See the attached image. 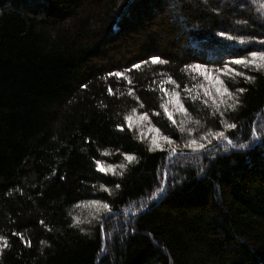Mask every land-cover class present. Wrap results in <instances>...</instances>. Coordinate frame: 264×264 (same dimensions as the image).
<instances>
[{"label": "trees", "instance_id": "trees-1", "mask_svg": "<svg viewBox=\"0 0 264 264\" xmlns=\"http://www.w3.org/2000/svg\"><path fill=\"white\" fill-rule=\"evenodd\" d=\"M253 51L264 0H0V264H264Z\"/></svg>", "mask_w": 264, "mask_h": 264}, {"label": "rangeland", "instance_id": "rangeland-1", "mask_svg": "<svg viewBox=\"0 0 264 264\" xmlns=\"http://www.w3.org/2000/svg\"><path fill=\"white\" fill-rule=\"evenodd\" d=\"M215 83H216V85L215 86H217V85H221V86H219V88H221V87H223V83H219L218 81H215ZM219 91V94L221 95V94H223L222 93V91H220V90H218ZM181 100H179L177 97H176V95H175V100H174V104L179 108V109H182V104H181ZM136 125L137 126H139V127H142V126H144V130H145V133H146V135H148L149 137H150V140L152 141V142H155V144L157 143L158 145H160V146H164V144L165 143H169V141L167 140H165V138H163L161 135H160V132L158 131V130H156V129H154V128H152L151 127V125L148 123V121L145 119V118H143V117H139V118H137V120H136ZM143 128V127H142ZM100 205H95V207H86L84 210H86L87 211V214L85 213L84 214V220L86 221V222H88V221H91V220H93V219H96V216L99 214V212H100ZM89 211V212H88ZM80 218H81V216H80ZM108 218V216L105 218V219H107ZM103 222H106V220L105 221H103ZM0 248H1V241H0Z\"/></svg>", "mask_w": 264, "mask_h": 264}, {"label": "snow or ice", "instance_id": "snow-or-ice-1", "mask_svg": "<svg viewBox=\"0 0 264 264\" xmlns=\"http://www.w3.org/2000/svg\"><path fill=\"white\" fill-rule=\"evenodd\" d=\"M223 35H224V33L222 32V33H221V36H223ZM251 56H253V57H256V56H264V52H256V51H253V52H251ZM158 62H159V63H166V61L160 60L158 57H153V58H152V63H158ZM232 63H234V64H236V65H241V64H243V65H247V64H249V63H251V62L246 61V60H242V59H236V60H234ZM135 67L139 68L140 65L137 64V65H135ZM114 75H116L117 77H119V76L122 75V73L117 72V73H115ZM237 75H243V73H237ZM248 79H251V77H248ZM238 91H239V92H243L244 89H243V88H239ZM129 119H130V118H129ZM233 127H235V126L233 125ZM223 135H224V133H223V132H220V133L218 134V136H217V139H219V138L222 137ZM193 143H195V141H193ZM201 148H203V145H201ZM125 158H126L129 162H131L132 160H134V157H133V156H130V155H126ZM97 169H98V171L106 172V169H104V168L99 164V162H97ZM116 186L119 187V185H116ZM105 207H107V205H105ZM41 223H43V222H41Z\"/></svg>", "mask_w": 264, "mask_h": 264}]
</instances>
